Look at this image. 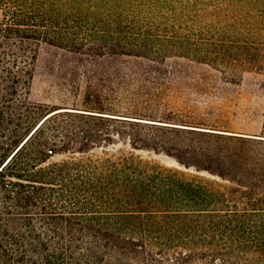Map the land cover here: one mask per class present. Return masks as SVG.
I'll return each instance as SVG.
<instances>
[{
	"label": "trees",
	"instance_id": "trees-1",
	"mask_svg": "<svg viewBox=\"0 0 264 264\" xmlns=\"http://www.w3.org/2000/svg\"><path fill=\"white\" fill-rule=\"evenodd\" d=\"M43 45L102 69L81 105L29 99ZM248 75L264 0H0V264H264V111L207 79Z\"/></svg>",
	"mask_w": 264,
	"mask_h": 264
},
{
	"label": "rangeland",
	"instance_id": "rangeland-1",
	"mask_svg": "<svg viewBox=\"0 0 264 264\" xmlns=\"http://www.w3.org/2000/svg\"><path fill=\"white\" fill-rule=\"evenodd\" d=\"M66 59L65 53L58 49L46 45L40 48L39 58L36 62V71L32 81L31 94L29 95L31 101L64 107L74 104L81 105L87 99L86 91L91 83L89 78L94 74L100 75L102 69L91 66V64L77 67L75 70L79 78H77V81L72 82L69 79H65L69 70ZM207 79L210 82L208 87L214 93L226 94V97L223 98L224 103L231 110L227 112V116H230L235 127L260 130L262 124L261 116L264 111V90L259 88L257 78L248 75L242 86H227V91L215 88L213 83L217 82L214 79L212 80L211 77H207ZM183 99H188L191 102L196 99L197 102L202 101L205 104L210 103L215 106L221 102V99L216 96L205 97L196 94L185 95L182 97ZM176 102L177 104L180 102L177 97L169 98L162 104L161 108L170 110L175 107L173 103ZM178 105L176 107L179 109L184 108L183 104L180 103ZM196 113L203 115L208 120L219 117L216 115V111H212L213 116L210 115L211 112L203 109ZM153 157L170 165H178L175 160L163 154H153Z\"/></svg>",
	"mask_w": 264,
	"mask_h": 264
}]
</instances>
